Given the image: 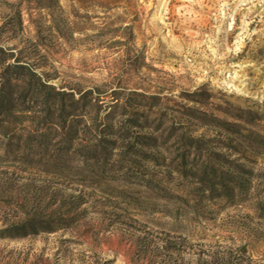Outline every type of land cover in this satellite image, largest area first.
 <instances>
[{
	"label": "rangeland",
	"instance_id": "1",
	"mask_svg": "<svg viewBox=\"0 0 264 264\" xmlns=\"http://www.w3.org/2000/svg\"><path fill=\"white\" fill-rule=\"evenodd\" d=\"M0 264H264V0H0Z\"/></svg>",
	"mask_w": 264,
	"mask_h": 264
},
{
	"label": "trees",
	"instance_id": "2",
	"mask_svg": "<svg viewBox=\"0 0 264 264\" xmlns=\"http://www.w3.org/2000/svg\"><path fill=\"white\" fill-rule=\"evenodd\" d=\"M207 169H208L207 166H205L204 167V176L202 177V180H203L204 183H208V181H211V179L208 178L207 175L205 174L208 171ZM212 173L215 174V172H212Z\"/></svg>",
	"mask_w": 264,
	"mask_h": 264
}]
</instances>
